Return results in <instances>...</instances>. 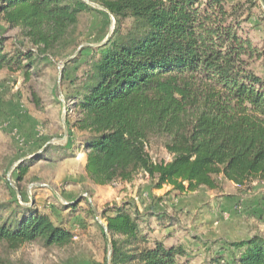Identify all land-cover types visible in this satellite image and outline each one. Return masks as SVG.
Listing matches in <instances>:
<instances>
[{
  "label": "trees",
  "instance_id": "1",
  "mask_svg": "<svg viewBox=\"0 0 264 264\" xmlns=\"http://www.w3.org/2000/svg\"><path fill=\"white\" fill-rule=\"evenodd\" d=\"M90 2L108 10L115 30L99 48L78 52L82 19L97 12L85 0H0V21L30 44L11 51L0 34V71L39 78L55 61L70 59L61 76L66 123L70 138L80 135L89 179L110 186L143 173L153 190L169 187L178 197L220 191L225 182L246 195L264 185V79L254 69L264 50L245 27L256 10L264 22L260 0ZM152 137L164 139L171 162L152 160ZM28 172L27 163L20 165L18 182ZM82 203L88 207L79 210ZM70 204L67 210L81 212L102 231L98 218L105 222L112 246L107 264L189 260L184 247L150 238L147 218L169 226L176 218L155 211L141 216L126 204L99 216L85 198ZM17 205L7 217L12 207L0 206V246L14 252L37 243L58 249L74 244L76 235L65 225ZM222 252L228 263L217 257L214 263L264 264V237L226 244Z\"/></svg>",
  "mask_w": 264,
  "mask_h": 264
},
{
  "label": "rangeland",
  "instance_id": "2",
  "mask_svg": "<svg viewBox=\"0 0 264 264\" xmlns=\"http://www.w3.org/2000/svg\"><path fill=\"white\" fill-rule=\"evenodd\" d=\"M85 2L97 12L82 19L81 46L97 49L112 36L116 22L99 5L90 0ZM259 14L256 10L255 17L245 27L251 41L264 50V22L259 21ZM0 34L8 38V50L30 47L19 29L11 30L1 21ZM65 61H55L39 78L28 79L24 71H0V206L12 207L4 212L5 217L18 209L17 204L48 214L55 223L75 233V242L64 249L45 248L37 243L14 252L2 245L0 264H107L110 234L105 228L99 229L93 220H85L81 212L72 214L67 210L70 203L82 198L99 216L107 208L126 204L138 209L141 216L155 211L176 218V226L159 225L150 217L146 221L151 227L152 241L160 240L167 246L184 247L188 251L187 264H217L216 257L225 258L228 263L227 255L222 252L226 244L256 235L264 237V185L254 187L246 195L234 184L225 182L220 191L202 189L178 197L169 193V187L153 190L143 173L131 183L98 186L91 181L80 135L70 138L66 123V84L61 82ZM254 69L264 79V60L254 64ZM72 74L75 68L69 77ZM147 152L155 163L173 160L160 137L150 139ZM24 163L29 166V172L18 182L17 169ZM87 207L82 203L79 210ZM98 221L106 226L100 217Z\"/></svg>",
  "mask_w": 264,
  "mask_h": 264
},
{
  "label": "water",
  "instance_id": "3",
  "mask_svg": "<svg viewBox=\"0 0 264 264\" xmlns=\"http://www.w3.org/2000/svg\"><path fill=\"white\" fill-rule=\"evenodd\" d=\"M260 1H262V0H260ZM262 2H263V1H262ZM86 3H88V2H86ZM88 4H89V3H88ZM98 8L102 9L103 11H105L106 13H108V14L110 15V13L108 12V10H106V9L100 7V6H99ZM110 37H111V36H110ZM110 37H109V39H110ZM109 39H108V40H109ZM108 40H107V41H108ZM82 48H83V46H81V47L79 48L78 52H80V50H81ZM78 52L75 54V56L78 54ZM75 56H74V57H75ZM72 58H73V57H72ZM72 58H71V59H72ZM69 60H70V59H68L67 61H65V62H64V65H65ZM66 110H67V108H65V111H66ZM103 227H104V226H103ZM104 228H105L106 232L108 233V228H107V226H105ZM111 254H112V246L110 245V257H111Z\"/></svg>",
  "mask_w": 264,
  "mask_h": 264
},
{
  "label": "built area",
  "instance_id": "4",
  "mask_svg": "<svg viewBox=\"0 0 264 264\" xmlns=\"http://www.w3.org/2000/svg\"><path fill=\"white\" fill-rule=\"evenodd\" d=\"M222 264H225L224 262Z\"/></svg>",
  "mask_w": 264,
  "mask_h": 264
},
{
  "label": "crops",
  "instance_id": "5",
  "mask_svg": "<svg viewBox=\"0 0 264 264\" xmlns=\"http://www.w3.org/2000/svg\"><path fill=\"white\" fill-rule=\"evenodd\" d=\"M225 247V246H224Z\"/></svg>",
  "mask_w": 264,
  "mask_h": 264
}]
</instances>
